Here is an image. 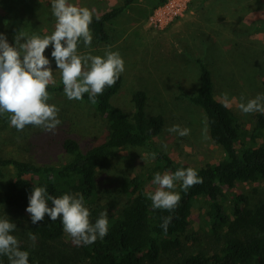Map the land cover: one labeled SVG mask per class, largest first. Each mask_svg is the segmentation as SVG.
I'll list each match as a JSON object with an SVG mask.
<instances>
[{
	"label": "rangeland",
	"instance_id": "374dc122",
	"mask_svg": "<svg viewBox=\"0 0 264 264\" xmlns=\"http://www.w3.org/2000/svg\"><path fill=\"white\" fill-rule=\"evenodd\" d=\"M167 0L165 3H167ZM79 7H87L93 15L122 5L113 6L110 0H68ZM163 3V4H165ZM161 0H136L116 20L108 24L110 41L90 48L79 45L80 54L103 56L109 48L118 51L125 62L123 86L114 98V105L130 118L134 112L133 95L146 91L147 112L163 115L164 131L152 143L140 149L119 150L107 167L99 171V190L90 210V220L95 222L101 212L108 216L123 210L129 196L123 184L129 177L140 176L147 193L154 192V175L165 171L151 153L163 152L176 163L195 168L217 164L225 158V152L210 137L205 112L194 105L190 97L200 86V70L197 58L207 64L216 82V97L229 96L230 108L238 116L242 126L251 130L259 112L244 114L238 107L243 94L246 99L264 94V0H191L183 17L175 19L164 29H154L150 18L162 6ZM51 0H0V33L7 36L10 44L14 35L23 30L29 35L43 37L54 31ZM49 46L45 55L51 61L54 84L63 86L61 75ZM50 104L59 109L61 124L55 132L26 126L17 131L0 115V157L30 161L38 165L61 166L70 160L63 153L61 144L67 138L79 141L83 146L98 145L108 135L107 120L85 101L69 100L64 92H50ZM173 125L190 129V134L180 137L170 133ZM207 129V139H204ZM16 176L14 169L0 167V218H8L16 224L11 233L34 258V264H85L82 246H76L65 233L62 240L43 244L38 238L29 239L28 220L4 201L7 182ZM179 183L173 191L178 192ZM227 206L234 195L245 196L252 206L264 202V181L240 184L235 189H225ZM204 204H197L190 229L182 236L183 251L166 256L161 264H181L184 257L203 252L212 254L218 245L208 228ZM32 233V232H31Z\"/></svg>",
	"mask_w": 264,
	"mask_h": 264
},
{
	"label": "trees",
	"instance_id": "16d2710c",
	"mask_svg": "<svg viewBox=\"0 0 264 264\" xmlns=\"http://www.w3.org/2000/svg\"><path fill=\"white\" fill-rule=\"evenodd\" d=\"M136 0H123L122 5L104 14L93 16L90 29L93 46L109 43L107 26L120 17ZM167 0H161V4ZM83 44L82 42L79 44ZM196 63L200 70V86L190 97L207 117L210 137L225 152L217 163L195 168L176 163L163 152L156 159L165 172L193 168L202 183L186 192L179 183L181 200L174 211L153 209L143 179L136 175L123 184L129 201L117 215L108 216L109 231L103 239L81 247L85 264H161L164 258L183 251L182 236L190 229L197 204H204L205 221L218 248L212 254L203 252L187 255L181 264H264V202L252 206L245 196L234 195L227 206L225 189L233 190L240 184L264 181V114H257L255 126L248 130L230 107L216 97L214 75L202 58ZM120 75L117 82L106 87L93 105L88 94L83 101L92 105L107 120L108 135L98 145L86 147L73 138L63 140L61 149L70 160L61 166L38 165L30 161L0 157V167L14 169L16 176L9 180L4 192V203L24 216L31 232L43 243L59 242L65 235L61 219L52 221L45 215L43 221L32 224L26 212L34 186L46 187L48 194L60 197L65 193L81 194L85 206L96 203L99 190L98 174L117 156L119 150L140 149L149 146L164 131L163 115L147 112L148 95L138 91L133 97L134 112L130 118L114 105V98L123 86ZM50 92H63V86L48 87ZM5 122L9 123L8 117ZM52 207L51 201L48 202ZM171 217L165 232L160 225L163 217ZM25 250V249H22ZM0 264H9L0 256ZM29 264L34 258L29 255Z\"/></svg>",
	"mask_w": 264,
	"mask_h": 264
},
{
	"label": "clouds",
	"instance_id": "9594fccd",
	"mask_svg": "<svg viewBox=\"0 0 264 264\" xmlns=\"http://www.w3.org/2000/svg\"><path fill=\"white\" fill-rule=\"evenodd\" d=\"M51 9L55 24L49 35L41 37L19 30L14 35V43L10 44L7 36L0 33V115L10 114L9 123L17 131L31 125L54 133L61 124L60 109L49 103L52 97L48 87L55 83L51 61L45 55L49 46L61 75L64 95L69 100L82 101L87 93L89 101L95 105L104 89L113 86L125 71V62L118 51L109 48L103 56L78 52L81 42L86 48L92 44L93 13L89 8L76 6L68 0H51ZM222 99L224 106L229 107L231 101L227 93ZM239 100L238 107L244 114H264V94L252 99L242 94ZM168 131L180 137L190 134V129L179 125L171 126ZM206 133L207 129L204 139L208 138ZM155 157L156 153L150 154V158ZM176 182H181V189L186 192L203 181L191 167L177 169L174 173L157 172L152 180L156 190L148 193L154 210L171 212L178 207L181 195L173 191ZM28 200L26 212L32 224L43 221L45 215L52 221L60 218L63 231L76 246L90 245L108 234L107 212H101L96 221L91 222L90 210L81 194L65 193L54 197L48 194L46 187L34 186ZM162 220L160 227L167 232L171 217ZM16 228L10 219L0 218V256L7 257L9 264H29L30 253L22 250L20 241L11 234ZM28 236L34 246L36 235L29 232Z\"/></svg>",
	"mask_w": 264,
	"mask_h": 264
},
{
	"label": "built area",
	"instance_id": "2783aa9c",
	"mask_svg": "<svg viewBox=\"0 0 264 264\" xmlns=\"http://www.w3.org/2000/svg\"><path fill=\"white\" fill-rule=\"evenodd\" d=\"M190 2L191 0H169L150 18L151 27L162 30L175 19L183 17Z\"/></svg>",
	"mask_w": 264,
	"mask_h": 264
},
{
	"label": "crops",
	"instance_id": "0c3cea01",
	"mask_svg": "<svg viewBox=\"0 0 264 264\" xmlns=\"http://www.w3.org/2000/svg\"><path fill=\"white\" fill-rule=\"evenodd\" d=\"M119 1H121V0H110V3H111V5L115 6V5H117V3H119ZM110 10H111V9H108L107 11H110ZM107 11H104V12L99 13V14H97V15L104 14V13L107 12ZM97 15H93V16H97Z\"/></svg>",
	"mask_w": 264,
	"mask_h": 264
}]
</instances>
